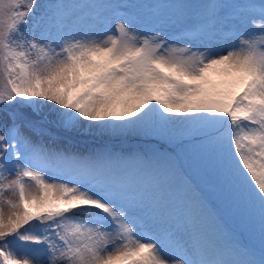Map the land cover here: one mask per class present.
Segmentation results:
<instances>
[{
	"label": "snow or ice",
	"instance_id": "snow-or-ice-1",
	"mask_svg": "<svg viewBox=\"0 0 264 264\" xmlns=\"http://www.w3.org/2000/svg\"><path fill=\"white\" fill-rule=\"evenodd\" d=\"M0 264H264V0H0Z\"/></svg>",
	"mask_w": 264,
	"mask_h": 264
},
{
	"label": "rangeland",
	"instance_id": "rangeland-1",
	"mask_svg": "<svg viewBox=\"0 0 264 264\" xmlns=\"http://www.w3.org/2000/svg\"><path fill=\"white\" fill-rule=\"evenodd\" d=\"M40 2H41V3H44L45 0H40ZM144 2H153V0H144ZM60 143H61V146H65V144H64L63 141H61ZM76 150H79V151H84V150H86L85 145H83V144L77 145V146H76ZM10 195H11L10 193H6V196H10Z\"/></svg>",
	"mask_w": 264,
	"mask_h": 264
}]
</instances>
